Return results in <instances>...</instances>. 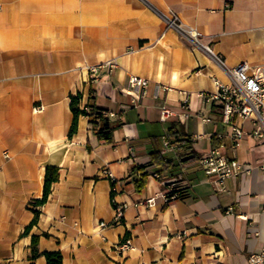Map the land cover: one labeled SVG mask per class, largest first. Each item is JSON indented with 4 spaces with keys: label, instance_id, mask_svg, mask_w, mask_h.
I'll list each match as a JSON object with an SVG mask.
<instances>
[{
    "label": "crops",
    "instance_id": "obj_1",
    "mask_svg": "<svg viewBox=\"0 0 264 264\" xmlns=\"http://www.w3.org/2000/svg\"><path fill=\"white\" fill-rule=\"evenodd\" d=\"M159 12L195 27L220 61L167 29ZM107 60L117 62L114 71L88 84L87 67ZM242 61L264 63V0H0V264H46L48 251H59L62 264H247L264 243V171L228 178L215 191L197 164L218 137L231 156L229 126L198 94L212 91L215 80L228 83L225 69ZM130 76L148 80L135 103L122 91ZM179 90L189 98L185 117L161 121V104L184 111ZM77 93L81 106L113 114L111 141L100 140L84 116L68 138ZM170 133L187 139L195 157L185 159V147L163 154ZM234 157L261 160L264 143L243 139ZM148 164L155 167L138 189L133 169ZM46 166L57 167L59 178L23 234ZM169 180L187 199L157 197ZM149 197L154 206L133 205ZM111 199L128 204L123 222L98 227L113 221ZM123 237L132 248L121 253Z\"/></svg>",
    "mask_w": 264,
    "mask_h": 264
},
{
    "label": "built area",
    "instance_id": "obj_2",
    "mask_svg": "<svg viewBox=\"0 0 264 264\" xmlns=\"http://www.w3.org/2000/svg\"><path fill=\"white\" fill-rule=\"evenodd\" d=\"M225 6L228 7L227 4ZM158 15L167 29L175 31L193 49L203 50L213 56L216 61H220L213 55L211 49L202 43L201 35L195 27L183 24L172 12H168L167 14L159 12ZM116 67L117 62L115 60H107L102 64L87 67V83H93L102 71L105 74H111ZM225 72L229 78L228 83L215 80L212 91L198 94L207 106L214 108L219 113L220 121L230 128L227 139L229 141L228 148L231 151V156L227 154V147L223 142V137H218L217 145L210 148L197 159V164L204 174L211 178L210 182L215 191H224L225 181L228 178H235L239 175L246 176L255 168L264 171V158L254 162L242 163L234 157V153L243 139L247 138L256 143H264V63L251 64L242 61L230 69H225ZM147 84L148 80L145 78L130 76L127 87L122 91L131 97L132 103H135L143 95V89L146 88ZM169 89L168 86H157V90L168 91ZM179 94L182 97L179 105L184 111L176 114L166 104H161L159 113L161 121H166L175 116L180 120L185 117V112L189 107V98L184 91L179 90ZM41 108V106H35L34 110L38 111ZM103 117L109 119L113 117V114L104 112ZM201 121L207 123L210 122V118L203 117ZM244 123H247L250 127L248 129L243 128ZM198 137L195 135V138ZM172 148L169 136H163L162 153L164 154V152ZM4 156L7 157V154L4 153ZM154 167V164H148L143 167V171H149ZM101 174L112 184L115 182L114 177L108 170H102ZM150 175L152 178H160V174L157 171L151 172ZM163 184L164 189L157 197H161L165 203L171 200L187 199L188 195L184 190L180 189L179 181L169 180ZM111 204L114 214L113 221L111 223L99 222L98 227H108L123 222V213L128 207V204H117L113 199H111ZM154 204L155 197H149L139 200L133 205L152 207ZM262 210L264 212V204ZM231 211L232 208H227V213ZM131 248L130 240L127 237H123L116 246V249L121 253L129 251ZM247 264H264V243L258 251L249 253L247 256Z\"/></svg>",
    "mask_w": 264,
    "mask_h": 264
},
{
    "label": "trees",
    "instance_id": "obj_3",
    "mask_svg": "<svg viewBox=\"0 0 264 264\" xmlns=\"http://www.w3.org/2000/svg\"><path fill=\"white\" fill-rule=\"evenodd\" d=\"M82 94L77 93L76 95L70 96L69 109L72 113V122L68 130V138H71L77 131V120L79 116L87 117L89 124L91 126L92 132L100 139L106 142L111 141L112 132L115 129V125H112L108 118L103 117L104 110L95 107L94 105L87 103L81 106ZM169 139L171 145L177 149H183L185 147L188 152L183 157L192 156L195 157L194 152L191 150L188 144V140L178 133H170ZM191 157V158H192ZM133 173L137 174V178L134 180L137 188H142L144 184V179L146 178V172L143 171V167H138L133 169ZM59 178L58 168L55 166H46L44 179H43V191L40 199L31 202V210L34 214L32 222L25 227L23 234H27L31 227L36 224L40 207L44 205L51 192L52 184L55 183ZM113 193H111V196ZM37 238L32 237V252L31 258H35L38 255L37 249ZM43 256L45 258L46 264H62V257L59 251H48L44 252Z\"/></svg>",
    "mask_w": 264,
    "mask_h": 264
},
{
    "label": "water",
    "instance_id": "obj_4",
    "mask_svg": "<svg viewBox=\"0 0 264 264\" xmlns=\"http://www.w3.org/2000/svg\"><path fill=\"white\" fill-rule=\"evenodd\" d=\"M192 156H188V157H186L185 159H188V158H191Z\"/></svg>",
    "mask_w": 264,
    "mask_h": 264
}]
</instances>
